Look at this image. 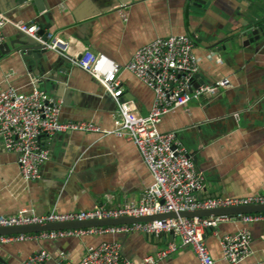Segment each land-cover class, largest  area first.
<instances>
[{
  "label": "crops",
  "instance_id": "1",
  "mask_svg": "<svg viewBox=\"0 0 264 264\" xmlns=\"http://www.w3.org/2000/svg\"><path fill=\"white\" fill-rule=\"evenodd\" d=\"M105 9L107 0H42L43 17L38 24L50 26L49 33L69 42L68 53H46L48 71L32 78L25 59L17 53L0 56V90L10 86L20 92L38 88L49 93L52 79L62 76L60 120L91 121L102 130L114 128L116 104L104 86L80 69L72 57L84 49L103 54L118 64L121 100L133 104L146 115L153 93L130 72L124 70L131 55L156 38L187 34L195 40L193 53L198 69L193 86L212 85L227 80L210 98L191 100L184 108L164 115L161 132H174L205 183L199 198L226 196L242 198L264 194V0H127ZM30 0H0V12L11 21L33 22L35 9ZM245 30L256 31V40L242 39ZM17 30L7 25L3 43L9 44ZM241 41V45H238ZM217 48H221L217 51ZM60 70L62 72H60ZM49 159L40 168V179L23 182L14 153L0 144V215L42 216L51 212L89 210L95 205L115 209L134 204L152 178L136 147L113 134L61 133L41 138ZM246 229L251 237L250 253L238 264H264V223L232 220L205 233L213 264L222 259L219 242L225 235ZM101 241H118L123 255L139 260L177 238L169 234L147 237L97 236L29 239L0 246L3 264H24L32 253L44 249L52 255L60 250L75 264L84 246ZM44 264H55L52 259ZM162 264H198L193 252L180 247Z\"/></svg>",
  "mask_w": 264,
  "mask_h": 264
},
{
  "label": "built area",
  "instance_id": "2",
  "mask_svg": "<svg viewBox=\"0 0 264 264\" xmlns=\"http://www.w3.org/2000/svg\"><path fill=\"white\" fill-rule=\"evenodd\" d=\"M11 25L36 40L40 25L36 22L11 21L0 12V45L3 43V29ZM42 42L44 49L63 56L68 53L69 42L46 35ZM195 40L187 34L156 38L137 49L125 64L130 72L153 93L151 108L146 115H139L133 104L121 100L119 72L121 67L103 54L84 49L72 57L80 69L97 79L116 104L113 115V130L100 129L91 121L60 120V103L47 92L32 88L20 92L13 87L0 90V144L4 151L17 156L18 172L23 182L40 179V168L48 161V150L39 143V138L50 139L61 133L113 134L133 144L151 175L152 182L142 192L141 199L134 204H122L115 209L95 205L89 210L70 213L51 212L36 216L19 213L0 215V227H18L41 223L84 221L89 219H117L120 217H143L183 211L213 210L264 204V194H253L242 198L218 196L199 198L205 183L203 172L199 171L185 147L174 132H161L158 125L164 115L184 108L191 100L210 98L219 88L227 87V80L212 85L193 86L192 79L198 69V60L193 53ZM67 57V56H66ZM264 99V96H263ZM238 220L250 224L264 223V213L236 216H208L193 218H171L162 221L90 227L77 230L47 231L37 234H15L0 236V246L22 240L97 237L106 235L128 236L142 234L147 237H161L171 233L178 243L171 241L164 248L139 260L123 255L118 241H101L84 246L83 254L75 264H162L178 246L189 248L198 264H213L205 241V233L212 232L221 223ZM251 237L246 229L233 235H225L219 245L222 259L228 264H238L250 253ZM54 260L55 264H70L69 254L60 250L53 255L40 249L25 260L24 264H44ZM0 264H3L0 261Z\"/></svg>",
  "mask_w": 264,
  "mask_h": 264
},
{
  "label": "water",
  "instance_id": "3",
  "mask_svg": "<svg viewBox=\"0 0 264 264\" xmlns=\"http://www.w3.org/2000/svg\"><path fill=\"white\" fill-rule=\"evenodd\" d=\"M23 3H27L28 0H21ZM107 1V0H106ZM109 5L105 9L115 8L118 5L126 4L127 0H108ZM190 1V0H188ZM198 4H203V0H194ZM30 6L35 9L37 17L35 21H39L45 14L43 12H49V9L44 8L42 0H30ZM43 11V12H42ZM40 25V30L37 32V36L40 37V40H36L34 37H30L22 32H18L16 36L11 40L9 44L2 43L0 45V56H8L13 53H17L21 58L25 59L26 68L32 71V78L43 74L42 71H48V68L45 66L44 61L46 60V53L48 50L44 49L42 42H47L46 35L49 33L48 29L50 26ZM264 32V31H263ZM256 31L254 30H245L242 32V39L248 38L250 42L256 40L253 38L256 36ZM238 45H241V41H238ZM221 48H217L219 51ZM42 70V71H41ZM60 72H62L60 70ZM195 77V76H194ZM193 77V78H194ZM52 79V85H50L49 93L54 97H60V91L62 89L63 77L59 76L54 78L47 76L37 84L45 83V81ZM198 86V85H197ZM42 137L39 138V141ZM264 213V204H255V205H246V206H237V207H226L218 208L213 210H196V211H183L179 213H167L153 216H143V217H120L117 219H89L84 221H69V222H55V223H41L33 224L27 226H18V227H0V236L2 235H15V234H37L40 232L47 231H62V230H77L85 229L90 227H105V226H116V225H130L136 223H147L151 221H162L171 218H193V217H208V216H236V215H247V214H259ZM170 237L172 236L169 233Z\"/></svg>",
  "mask_w": 264,
  "mask_h": 264
},
{
  "label": "bare ground",
  "instance_id": "4",
  "mask_svg": "<svg viewBox=\"0 0 264 264\" xmlns=\"http://www.w3.org/2000/svg\"><path fill=\"white\" fill-rule=\"evenodd\" d=\"M233 217V216H232Z\"/></svg>",
  "mask_w": 264,
  "mask_h": 264
}]
</instances>
